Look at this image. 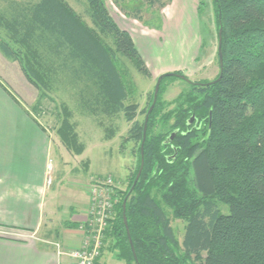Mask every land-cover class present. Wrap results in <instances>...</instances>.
<instances>
[{
    "label": "trees",
    "instance_id": "1",
    "mask_svg": "<svg viewBox=\"0 0 264 264\" xmlns=\"http://www.w3.org/2000/svg\"><path fill=\"white\" fill-rule=\"evenodd\" d=\"M111 1L150 28H160L161 10L170 3ZM8 2L0 10V51L18 62L39 97L50 96L62 85L74 90L79 107L101 117L100 122L122 114L129 123L123 139L133 143L135 164L119 192L103 244L116 259L136 264L122 201L140 165L152 93L143 109L137 102L125 103L118 58L126 57L147 77L151 72L105 0H83L82 12L67 0ZM202 4L199 0V14ZM212 4L217 39L221 26V75L187 81L189 90L178 95L174 108L165 110L161 93L166 81L180 77L164 74L148 115L143 167L124 210L139 264H264V0ZM59 106L56 133L68 150L81 154L84 145L71 121L72 110L65 101ZM115 130L104 127L105 139ZM222 205L228 206L227 213ZM171 219L185 222L181 241Z\"/></svg>",
    "mask_w": 264,
    "mask_h": 264
},
{
    "label": "crops",
    "instance_id": "2",
    "mask_svg": "<svg viewBox=\"0 0 264 264\" xmlns=\"http://www.w3.org/2000/svg\"><path fill=\"white\" fill-rule=\"evenodd\" d=\"M198 4L199 0H172L162 11L160 29L145 26L124 14L117 16L111 10L109 12L115 22L130 33L152 77L174 70L195 76L200 73L198 69H205L209 63L205 57L209 42L204 49ZM183 26L188 30V39L181 47L178 36ZM170 33L177 40L173 45L181 47L177 52L185 55L183 61L168 58L170 53H175L168 47ZM22 79L27 81L23 73ZM2 88L9 92L4 86ZM13 110L18 113L14 121H0V264H75L65 255L57 256L49 241L58 240L64 246L79 245L82 237L79 225L89 205L87 184L91 173L98 172L91 171L90 161L86 160L83 161L82 176L78 175L77 166L72 167L68 174L74 175L76 182H70L73 186L71 203L63 210L57 201L58 190H50L52 182L49 186L45 184L44 166L52 148L61 154L60 143L52 142L47 127L32 119L25 108ZM38 154L43 161L41 168L39 171L29 169L26 165L30 158ZM23 160L25 170H14V167L20 168ZM64 165L69 166L67 162ZM104 253L101 252L96 264H106L109 254Z\"/></svg>",
    "mask_w": 264,
    "mask_h": 264
},
{
    "label": "rangeland",
    "instance_id": "3",
    "mask_svg": "<svg viewBox=\"0 0 264 264\" xmlns=\"http://www.w3.org/2000/svg\"><path fill=\"white\" fill-rule=\"evenodd\" d=\"M10 1V0H9ZM24 1V0H23ZM78 12L83 10V0H67ZM107 7L117 16H122L123 11L111 0H105ZM172 0H170L171 2ZM203 4L200 7V29L202 40L204 42V49L207 48L209 42V50L206 52V61L208 60V66L201 70L200 73L195 76H188L182 72L191 81L199 80H212L219 72V63L217 61V32L215 22V12L212 4V0H202ZM8 0H0V10L8 7ZM169 4V3H168ZM167 4V5H168ZM164 7L161 10L163 11ZM125 15V14H124ZM126 16V15H125ZM182 27L179 32V44L186 45V39H188V30ZM161 28V26H160ZM156 28V29H160ZM199 28V23H198ZM164 39V36H163ZM169 49L175 51L170 53V60L183 61L185 55L177 50L181 47L173 45L176 38L169 34ZM112 44V43H111ZM177 52V53H176ZM205 55V54H204ZM167 58V60H168ZM118 68L121 72L122 79L124 81L127 99L125 103L137 102L139 109H143L147 104V99L152 93L157 77H147L139 72L132 63L124 56H120L117 61ZM176 71V70H174ZM179 71V70H178ZM173 72V71H172ZM181 72V71H180ZM0 84L9 90L5 91L0 85V121L12 122L15 117L18 116L13 109L25 108L30 114L32 119L38 120L41 124L47 127L50 134V139L53 142L60 143L61 154L57 153L55 147L49 152L48 158L44 160L47 163L48 159L51 160V181L52 189L58 190L57 201L59 205H62L67 209V205L71 203L70 194L73 193V189L70 186V182L75 183L74 175H69L68 172L73 166H77L79 169V176L83 175L84 165L83 161H90L91 171L98 173H91L89 178L87 189L90 184H100L98 180H101L104 186L109 188L110 193L119 198V192L124 190L127 185L129 173L134 167L135 156L131 152L133 143L126 141L123 137L126 135V131L129 127V123L126 122L122 114L117 115L112 119L106 117L96 118L89 115L88 112L79 107L77 95L75 91L65 89L62 85L55 92H51L50 96L39 97L38 90H36L30 83L22 79V73L17 61L8 59L0 51ZM190 85L182 78L170 79L166 81L165 88L161 93V100L164 101V109L170 110L176 106L174 100L180 93L187 92ZM16 101L13 99V97ZM65 101L72 110L71 121L75 125V130L78 135V141L84 145V151L81 155H78L68 150L61 142L56 128L59 125L60 114V102ZM152 102V101H151ZM37 106L35 107V104ZM151 104V103H150ZM19 107V108H17ZM143 115L139 114L138 118H142ZM14 119V120H13ZM115 126V134L110 139L104 137V127ZM89 159V160H88ZM64 160V161H63ZM64 162H67L69 166L65 167ZM22 165L19 169L25 170V162L21 161ZM43 164L42 157L32 156L28 165L31 170H38ZM45 168V167H44ZM110 179V180H109ZM85 181V179H84ZM77 188V187H76ZM49 192V191H48ZM46 196V202H47ZM29 210L31 206H27ZM115 208V205H114ZM222 211L228 212V206L222 205ZM58 224V223H57ZM171 225L174 229L175 236L178 241L182 240L184 233L185 222L181 219H171ZM66 248H75L76 246H65ZM102 251L107 255L106 264H127L123 260L116 259L112 252L106 248V243L103 244ZM204 255V254H203ZM194 264H199L195 261Z\"/></svg>",
    "mask_w": 264,
    "mask_h": 264
},
{
    "label": "built area",
    "instance_id": "4",
    "mask_svg": "<svg viewBox=\"0 0 264 264\" xmlns=\"http://www.w3.org/2000/svg\"><path fill=\"white\" fill-rule=\"evenodd\" d=\"M52 163L48 159L46 163L45 184L49 186L51 181ZM110 180V179H109ZM100 184L88 186L89 205L87 213L79 225L82 237L79 245L75 248H66L60 241H49L55 248L57 256H67L74 260L75 264H96L101 255L104 231L111 225L115 210L114 205L118 201L109 188Z\"/></svg>",
    "mask_w": 264,
    "mask_h": 264
},
{
    "label": "water",
    "instance_id": "5",
    "mask_svg": "<svg viewBox=\"0 0 264 264\" xmlns=\"http://www.w3.org/2000/svg\"><path fill=\"white\" fill-rule=\"evenodd\" d=\"M220 48H221V26L218 29V42H217L218 59H219V74L221 75V71H222V55H221ZM166 73L172 74V75H176V76H178V77H180L182 79H185L186 81H188L190 83L193 82L189 78H187L184 74L176 73V72H166ZM166 73H162V74H160V75L157 76V79H156V82H155V85H154V89H153L152 102H151V104L149 105V107H148V109L146 111V114H145V117H144V122H143V135H142V140H141V144H140V156H141L140 165H139L138 171H137V173H136V175L134 177L133 183H132V185H131L128 193L126 194V196L124 197V199L122 201L123 221H124V224L126 226L127 236H128L129 242H130V247H131L132 254H133V257H134V260H135L136 264H139V262L137 261V257H136L135 251H134V247H133L132 242H131L130 234H129V231H128V228H127V221H126V216L124 214V210H125V205H126L127 197L129 195L130 191L133 189L134 184L137 181V179H138V177L140 175L141 169L143 167V142H144V139H145L146 123H147L148 115H149L150 111L152 110V108L154 106V103L156 101V96H157V92H158V89H159V83H160L161 77L164 74H166ZM220 75L216 79H219ZM213 81H215V80H213ZM211 82L212 81H208V82H195V83L202 84L203 85V84H209Z\"/></svg>",
    "mask_w": 264,
    "mask_h": 264
}]
</instances>
